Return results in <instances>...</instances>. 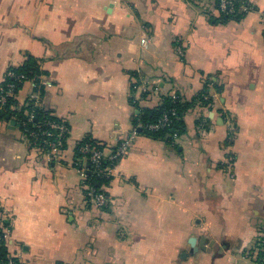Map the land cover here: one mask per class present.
Listing matches in <instances>:
<instances>
[{
  "label": "crops",
  "instance_id": "1",
  "mask_svg": "<svg viewBox=\"0 0 264 264\" xmlns=\"http://www.w3.org/2000/svg\"><path fill=\"white\" fill-rule=\"evenodd\" d=\"M221 20L216 0H0V84L30 55L18 107L67 124L47 161L19 121L0 119V223L21 264H264V0ZM206 91L203 102L199 96ZM191 103L170 144L139 110ZM136 105V107L134 106ZM135 132L96 207L75 157L85 138ZM201 239L211 252L192 251Z\"/></svg>",
  "mask_w": 264,
  "mask_h": 264
},
{
  "label": "trees",
  "instance_id": "2",
  "mask_svg": "<svg viewBox=\"0 0 264 264\" xmlns=\"http://www.w3.org/2000/svg\"><path fill=\"white\" fill-rule=\"evenodd\" d=\"M244 0H233L232 4L233 7L230 11L226 12H220V19L221 20H234L239 21L241 20L246 13L242 12L239 7L241 4L245 3ZM218 0H216L215 5L218 9ZM219 10V9H218ZM46 76V72L44 70H41L39 65V60L35 59L34 57L27 55L26 60L24 63L17 67V68H9L6 76L3 80V82L0 84V87L6 91L7 86L9 84H13L15 86L14 94L16 95L19 89L22 87L23 83L25 81H31L34 84V92L38 93L41 97L44 94V86L42 84V78ZM206 91H204L198 98L203 102L204 94ZM14 96H6L5 104H3L2 109L0 110V119H12L19 121V123L22 121H26L28 119V114H33V123L41 126L46 121H51L54 123H64L60 119L56 118L52 114H50L48 111L44 110L42 107H35L34 106V100L30 99V97L27 99L25 105L22 107H18L17 102L15 100ZM205 102V101H204ZM191 103H183V101L178 98L176 100H173L171 96L164 98L163 103L158 108L154 109H144L139 110V114L134 118V124L141 126L140 133L144 134L146 136L155 138V139H162L166 141L167 143H172L174 141V138L176 136H179L181 133H184V123L182 121V115L183 113L189 108ZM136 107V105L134 104ZM175 108L176 115L171 117V122L168 126H166L162 130H148L144 128V126L149 124H156L159 120V118L162 116L163 111ZM21 127V126H20ZM42 130H46L47 127L41 126ZM89 144L93 148L97 149H104L106 148V144H103L101 142H97L90 137H85L77 146L76 148V164L77 166H81L84 164L86 166L87 171V178L88 182L91 184L93 188L96 189V191H103V186H106L110 179H98L92 172V167L89 161L84 160L87 156H84L80 149L83 145ZM85 157V158H84ZM105 162V161H104ZM105 165V164H103ZM106 193V192H105ZM7 256H10L7 253V250L4 245V241L0 242V258H5ZM16 262V264H21L16 258H13Z\"/></svg>",
  "mask_w": 264,
  "mask_h": 264
},
{
  "label": "built area",
  "instance_id": "3",
  "mask_svg": "<svg viewBox=\"0 0 264 264\" xmlns=\"http://www.w3.org/2000/svg\"><path fill=\"white\" fill-rule=\"evenodd\" d=\"M233 0H218V9L221 12L230 11L233 7ZM239 9L247 13L251 10L249 3L245 2L241 4ZM15 86L9 84L7 90L4 91L0 87V110L3 104H5L6 96H14ZM173 100L177 99L176 95H172ZM30 99L34 100V106H39V98L36 94H32ZM176 115L175 108H170L163 111L162 116L159 118L156 124H149L144 126L148 130H162L168 126L171 122V117ZM33 114H28V119L26 121H21L19 124L29 142V144L35 148L42 151L45 159L47 161H53L59 158L60 153L65 145L66 139L69 134V128L63 123H54L51 121H46L41 126L47 127L46 130H42L41 126L32 124ZM135 137V132H131L129 135L120 138L117 144L113 147H106L104 149L93 148L89 144L83 145L80 149L84 156H87L84 160L90 162L92 167V172L98 179H110L112 176V171L115 165L124 158L132 144L133 138ZM105 161V162H104ZM105 164V165H103ZM79 175L83 179L86 186V196L96 207H103L108 202V195L103 191H96L95 188L91 186L87 178V168L81 165L78 167ZM5 234L2 231L0 223V242L4 241ZM0 264H16L15 260L11 256L5 258H0Z\"/></svg>",
  "mask_w": 264,
  "mask_h": 264
},
{
  "label": "water",
  "instance_id": "4",
  "mask_svg": "<svg viewBox=\"0 0 264 264\" xmlns=\"http://www.w3.org/2000/svg\"><path fill=\"white\" fill-rule=\"evenodd\" d=\"M190 246L192 247V251L197 252L198 250L206 251V252H211V247H207L205 245V240L201 239L199 242L198 246H195V239L191 238L190 240Z\"/></svg>",
  "mask_w": 264,
  "mask_h": 264
}]
</instances>
